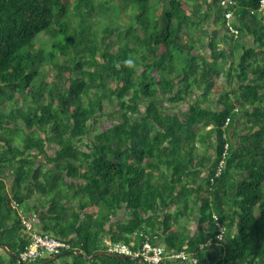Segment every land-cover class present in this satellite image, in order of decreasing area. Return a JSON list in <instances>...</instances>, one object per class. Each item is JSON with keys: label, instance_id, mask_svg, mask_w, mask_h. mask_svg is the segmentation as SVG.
Instances as JSON below:
<instances>
[{"label": "trees", "instance_id": "trees-1", "mask_svg": "<svg viewBox=\"0 0 264 264\" xmlns=\"http://www.w3.org/2000/svg\"><path fill=\"white\" fill-rule=\"evenodd\" d=\"M240 122L250 134L216 176ZM211 134L199 183L194 145ZM30 217L68 245L47 264H141L107 249L145 241L197 264H264L261 0H0V243L19 256ZM0 264L18 262L0 247Z\"/></svg>", "mask_w": 264, "mask_h": 264}, {"label": "built area", "instance_id": "built-area-1", "mask_svg": "<svg viewBox=\"0 0 264 264\" xmlns=\"http://www.w3.org/2000/svg\"><path fill=\"white\" fill-rule=\"evenodd\" d=\"M225 4V2H222ZM264 7V0H261V8ZM227 20L232 18L231 13L226 14ZM230 30L232 34H238L235 27L230 25ZM230 119L226 121V125L229 124ZM230 143H225V151L223 153V159L220 160L217 166L216 176H220L223 172L224 168V158L229 150ZM23 223L26 225L28 229V233L30 234V245L26 248V250L20 254L21 260L25 263L35 261L38 257H51L58 256L61 252L68 248V245L61 240L49 236L43 235L42 233L35 231L33 226L27 220H23ZM218 239H223V234H219ZM108 253L117 255V256H126L132 259L134 258H142L146 264H159L166 257L167 260L170 261H185L191 260L192 264H197V260L195 258L190 257L184 251L182 252H170L166 253L164 248L159 245H153L149 241H145L141 246H139L136 250L132 249V245L125 244H114L110 245L107 249ZM165 256V257H164Z\"/></svg>", "mask_w": 264, "mask_h": 264}, {"label": "crops", "instance_id": "crops-1", "mask_svg": "<svg viewBox=\"0 0 264 264\" xmlns=\"http://www.w3.org/2000/svg\"><path fill=\"white\" fill-rule=\"evenodd\" d=\"M205 53H207V55H209V51H205ZM235 64L239 63V57L234 60ZM231 81L229 82H225V92H234V95L231 94V98L233 100V98H235V94L239 92V87L237 85V81H235L234 83V79H230ZM215 100L212 101L210 103V107L211 109H217V107H221L220 104H218L217 98L216 96L213 97ZM161 102L164 105V110H166L170 115L174 116V115H183L185 113V111H187L188 109V103H182V104H173L170 103L168 101V99L164 96H161ZM222 108V107H221ZM242 120H248L247 117H244ZM252 124L248 123V124H243V123H238L234 126H231L230 129V133L233 134V137L231 139V143L230 145H232V147L234 149H239L242 150L245 144V141L243 142V138L248 136L250 134V126ZM211 129V127H208L206 129L202 130L204 131V133H207L209 130ZM247 143V142H246ZM248 146L249 149H251L252 151L255 152V147H256V142H253V140L248 141V144H246ZM188 146V145H187ZM195 150L193 152V161H194V167H196L195 164H198V162H203L205 165L204 167L201 168V179L199 181V183H202L203 180H205L207 178V176L209 175V172L212 168V166L215 164V161L217 159V139L215 135L208 136L207 135V139L206 141H201L198 140L197 142H195ZM258 146V145H257ZM164 170L166 171V169L164 168ZM257 213H259V210H257ZM127 218L126 217V213L120 211L118 214L117 219H124ZM33 226L35 231H41V226L38 225L39 222L37 220V218H31L28 220ZM191 223L189 224L190 230L191 232L194 234L197 232L198 230V223H197V218L193 217L190 221ZM109 235L105 234L104 235V240H102L104 243L105 242H109ZM159 246L164 248L163 243H159Z\"/></svg>", "mask_w": 264, "mask_h": 264}, {"label": "water", "instance_id": "water-1", "mask_svg": "<svg viewBox=\"0 0 264 264\" xmlns=\"http://www.w3.org/2000/svg\"><path fill=\"white\" fill-rule=\"evenodd\" d=\"M0 247L3 248V250L7 253V256L13 258L14 260H16L18 262V264H24V262L21 260V258L19 257V255L15 254L13 251H11L5 244L0 243ZM77 255L81 256V253H78ZM113 257H116V255H111ZM122 257L124 259H129V257L126 256H119ZM59 256H52L49 257L48 260L42 264H47L53 260L59 259ZM131 259V258H130ZM132 260H135L137 262H140L141 264H146V262L142 259V258H134Z\"/></svg>", "mask_w": 264, "mask_h": 264}, {"label": "clouds", "instance_id": "clouds-1", "mask_svg": "<svg viewBox=\"0 0 264 264\" xmlns=\"http://www.w3.org/2000/svg\"><path fill=\"white\" fill-rule=\"evenodd\" d=\"M20 257V256H19Z\"/></svg>", "mask_w": 264, "mask_h": 264}]
</instances>
